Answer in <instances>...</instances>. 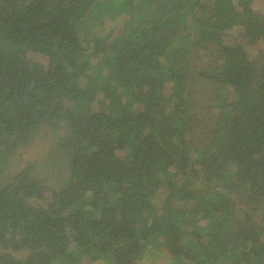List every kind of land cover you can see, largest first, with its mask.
I'll return each instance as SVG.
<instances>
[{
    "label": "trees",
    "instance_id": "1",
    "mask_svg": "<svg viewBox=\"0 0 264 264\" xmlns=\"http://www.w3.org/2000/svg\"><path fill=\"white\" fill-rule=\"evenodd\" d=\"M0 159V264H264V0H0Z\"/></svg>",
    "mask_w": 264,
    "mask_h": 264
},
{
    "label": "rangeland",
    "instance_id": "2",
    "mask_svg": "<svg viewBox=\"0 0 264 264\" xmlns=\"http://www.w3.org/2000/svg\"><path fill=\"white\" fill-rule=\"evenodd\" d=\"M119 23L124 22L125 18L122 16H119L117 18ZM97 26L91 27V30H89V36L90 37ZM99 28V27H98ZM97 28V29H98ZM235 40L241 41V32L238 31L237 28L233 30ZM211 48H214L211 46ZM201 48H197L196 51L191 56V64L194 68L193 73L196 75L197 70L203 69L206 67L205 61L206 58L209 56L207 53H204ZM89 61H91V64H94L96 62V58H91V56L88 55ZM209 86L206 79H199L197 84V94L196 98L199 102L196 103L197 105H200L201 102H203L204 97V91H209ZM65 128H61L58 130H54L51 127H44L36 136L34 140H32L29 144L21 147L18 151L17 157H15V161L11 162L10 165L7 167L6 175L4 176H10L13 175L16 171H18L20 168H22L26 163L35 161V160H43L45 156L49 155L53 149V147L56 144L57 137L64 134ZM1 161V159H0ZM4 161L0 165H2ZM48 166V165H47ZM47 168V167H46ZM83 205H86V202H82ZM112 261L110 259H107V261L104 260H98L95 264H111ZM138 264H171L169 259L166 258L164 255L160 254L158 256H152L148 254V257L141 260Z\"/></svg>",
    "mask_w": 264,
    "mask_h": 264
}]
</instances>
